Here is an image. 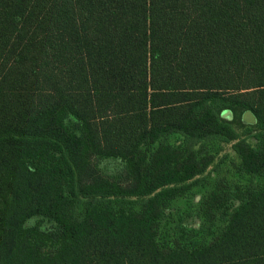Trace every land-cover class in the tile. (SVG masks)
Wrapping results in <instances>:
<instances>
[{"label":"trees","instance_id":"obj_1","mask_svg":"<svg viewBox=\"0 0 264 264\" xmlns=\"http://www.w3.org/2000/svg\"><path fill=\"white\" fill-rule=\"evenodd\" d=\"M212 142L249 183L159 244ZM0 264H264V0H0Z\"/></svg>","mask_w":264,"mask_h":264},{"label":"rangeland","instance_id":"obj_2","mask_svg":"<svg viewBox=\"0 0 264 264\" xmlns=\"http://www.w3.org/2000/svg\"><path fill=\"white\" fill-rule=\"evenodd\" d=\"M245 112L228 111L221 112V119L225 122L232 124L233 128L241 133L245 129H249L252 133H256L255 122H250L251 116L244 118ZM176 136L171 138V142H174ZM249 143L255 145L253 139L248 140ZM230 144H222L219 142H212L207 147L209 153L213 155V162L207 171L202 175V181L199 185L193 187L184 197L177 198L171 201L166 209V219L162 221L159 227L158 243H168L173 239L174 225L180 222L186 229L196 230V234L193 237L194 241H209L211 235L205 234L204 231H199L201 228L199 221L191 215L196 210L198 201L208 192L212 191L216 180L224 177L227 183L232 188H243L250 180V177L240 175L236 171V167L239 164V160L235 156L234 152L230 148ZM124 165L121 161L116 159H102L95 167V173L99 176H113L118 175L122 171ZM217 178V179H216ZM262 179L256 180V183H261ZM221 224L219 221L217 225ZM25 225L27 227L39 225L41 229H47L51 227V223L46 218H32L28 220Z\"/></svg>","mask_w":264,"mask_h":264},{"label":"crops","instance_id":"obj_3","mask_svg":"<svg viewBox=\"0 0 264 264\" xmlns=\"http://www.w3.org/2000/svg\"><path fill=\"white\" fill-rule=\"evenodd\" d=\"M247 116H251L250 119H249L250 122H252V123L255 122L254 117L251 114H248L247 112H245L244 113V118H246Z\"/></svg>","mask_w":264,"mask_h":264},{"label":"water","instance_id":"obj_4","mask_svg":"<svg viewBox=\"0 0 264 264\" xmlns=\"http://www.w3.org/2000/svg\"><path fill=\"white\" fill-rule=\"evenodd\" d=\"M248 114H250L249 112H247Z\"/></svg>","mask_w":264,"mask_h":264}]
</instances>
